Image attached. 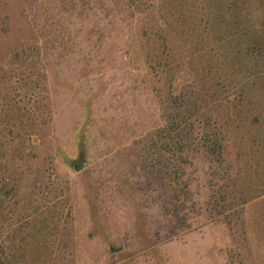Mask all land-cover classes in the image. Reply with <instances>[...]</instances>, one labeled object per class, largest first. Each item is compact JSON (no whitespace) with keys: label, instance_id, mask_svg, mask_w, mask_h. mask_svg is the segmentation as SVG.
I'll use <instances>...</instances> for the list:
<instances>
[{"label":"rangeland","instance_id":"374dc122","mask_svg":"<svg viewBox=\"0 0 264 264\" xmlns=\"http://www.w3.org/2000/svg\"><path fill=\"white\" fill-rule=\"evenodd\" d=\"M147 7L143 12L154 10L156 20L172 23L171 42H176L173 53L161 50L167 63L162 62L163 69L151 75L145 67V41L149 29L157 23L151 14L137 18L123 0L0 2V29H5L7 23L16 29L10 38L0 39V57L23 38L18 30L20 22L5 16L11 11L26 23L31 33L29 41H39L42 47L52 120L47 136L34 149L31 167L32 174L37 168L48 184V200H69L71 220L64 231L68 236L53 241L62 245L65 258L60 262L264 264V238H257L247 205L229 211L227 218L222 215L194 223L191 229L150 246L144 237L152 239L155 227L151 225L156 214L138 194L136 200L142 199L136 205L143 214L140 224L152 228L132 226L134 200L119 180L125 175L131 181L132 171L127 169L123 174L119 170L120 159L114 156L113 147L118 143L127 145L161 123L160 99L170 89V83L186 88L192 85L193 93L213 89L219 96L216 102L236 105L232 122L236 135L244 137L245 146L236 142L229 148L228 158L239 177L252 178L250 193L264 191V144H260L264 135V94L254 87L247 93L238 88V79L233 75L237 61L230 64L225 59L231 54L224 39L191 33L192 27H201L197 11H203V0H152ZM258 15L253 14L251 41L261 33L262 18ZM238 152L241 153L236 158ZM77 166L80 168L75 170ZM32 174L22 181L21 202L28 193ZM205 181L203 175L204 187L195 196L200 201L209 193ZM238 183L247 192L248 181ZM260 195L254 197L252 208L257 219H264V197ZM200 219L199 216L197 220ZM65 224L62 217V226ZM102 235H107L108 241Z\"/></svg>","mask_w":264,"mask_h":264},{"label":"trees","instance_id":"16d2710c","mask_svg":"<svg viewBox=\"0 0 264 264\" xmlns=\"http://www.w3.org/2000/svg\"><path fill=\"white\" fill-rule=\"evenodd\" d=\"M123 1L137 18L151 14L157 23L149 29L145 41V67L150 75L157 74L163 69L162 62L167 63L161 50H176V42H171L172 23L156 20L154 10L143 12L150 8L147 5L152 0ZM19 2L23 4L25 0ZM197 14L201 27H192L191 33L196 31L201 38L224 39L231 54L225 59L230 64L237 61L233 75L238 79V88L247 93L254 87L264 94V0H203V11ZM253 14L262 18V28L259 37L251 41ZM5 16L20 22L18 30L23 38L0 57V264H61L65 258L62 245L53 241L68 236L64 231L71 220L69 200H48V184L37 168L32 174L31 167L34 149L47 136L52 120L42 47L39 41H29L31 33L26 23L16 18L17 12H7ZM15 32V26L7 23L5 29H0V39L10 38ZM160 34L164 36L162 41ZM180 85L170 83V89L161 97V123L150 127L137 140L113 147L114 156L120 159L119 170L123 174L127 169L132 171L131 181L125 175L119 180L134 200L133 228L147 227L140 224L143 214L136 207L141 199L136 200L138 194L156 214L151 225L155 227L152 239L144 237L150 246L191 229L194 223L224 215L227 218L229 211L264 192L250 193L252 178L239 177L228 158L229 148L236 142L245 146L244 137L236 135L232 122L236 105L216 102L219 96L213 89L193 93L192 85ZM260 144H264V135ZM240 153H236V158ZM30 174L28 193L21 202L20 187ZM203 175L209 193L200 201L195 196L204 187ZM247 181L245 192L238 182L244 185ZM199 216L201 221L197 220ZM102 239L108 241L107 235H102Z\"/></svg>","mask_w":264,"mask_h":264},{"label":"crops","instance_id":"0c3cea01","mask_svg":"<svg viewBox=\"0 0 264 264\" xmlns=\"http://www.w3.org/2000/svg\"><path fill=\"white\" fill-rule=\"evenodd\" d=\"M260 197L263 198L264 197V193L261 194ZM254 202H255V199L253 198L252 200L246 202L244 205L248 206V209H249V212H250L249 213L250 216L248 217L249 222L251 224L255 223V226H256V229H257V232H258L257 233V238L260 239V238H264V219H263L262 216H260V218H258V219L255 217L256 213L255 212L253 213V208H252ZM259 212H261L260 208L257 209V215H258ZM262 241H263V244H264V240H262Z\"/></svg>","mask_w":264,"mask_h":264},{"label":"water","instance_id":"95a60500","mask_svg":"<svg viewBox=\"0 0 264 264\" xmlns=\"http://www.w3.org/2000/svg\"><path fill=\"white\" fill-rule=\"evenodd\" d=\"M80 167L79 166H77V167H75V170H78Z\"/></svg>","mask_w":264,"mask_h":264}]
</instances>
